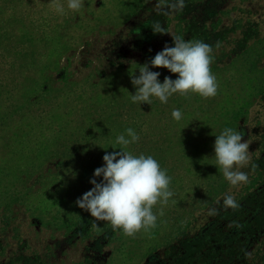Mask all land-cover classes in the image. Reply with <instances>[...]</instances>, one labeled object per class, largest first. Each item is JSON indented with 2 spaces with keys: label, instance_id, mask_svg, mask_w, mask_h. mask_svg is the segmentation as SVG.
<instances>
[{
  "label": "rangeland",
  "instance_id": "1",
  "mask_svg": "<svg viewBox=\"0 0 264 264\" xmlns=\"http://www.w3.org/2000/svg\"><path fill=\"white\" fill-rule=\"evenodd\" d=\"M59 2L63 15L51 0H0V264H177L174 247L231 210L226 196L242 204L264 187V0H184L182 10L175 0H84L79 12ZM157 11L168 33L148 26ZM171 35L212 46L217 94L133 103L131 75L174 46ZM150 70L161 83L177 78ZM226 127L250 142L237 186L216 165ZM128 128L140 139L127 150L153 156L174 193L154 206L156 227L134 237L75 203Z\"/></svg>",
  "mask_w": 264,
  "mask_h": 264
},
{
  "label": "clouds",
  "instance_id": "2",
  "mask_svg": "<svg viewBox=\"0 0 264 264\" xmlns=\"http://www.w3.org/2000/svg\"><path fill=\"white\" fill-rule=\"evenodd\" d=\"M50 6L58 14L65 12L59 0H51ZM83 7L84 0H67L69 10L79 12ZM170 7L182 10L184 0H175ZM152 31L154 34L168 33L159 21L153 24ZM172 40L174 46L165 44L150 62L140 65L138 76L131 75V83L136 88L135 94H131L133 103L151 105L155 97L162 104H167L169 98L177 93L184 97L198 94L205 99L217 94V79L210 67L212 46L199 40L186 41L181 36H172ZM151 68H165L177 74V78L173 80L165 76L161 83L158 79L161 73L151 71ZM171 115L177 122L183 117L179 109H173ZM215 136L216 165L223 177L233 186L247 183L248 175L242 169L250 161V142H241L243 133L228 127ZM139 139L132 128L126 129V135H118L115 143L120 145L119 151L105 153L104 165L95 169L90 179L93 187L75 202L95 220L109 222L114 231L122 229L127 237H134L141 230L148 232L154 229L157 222L154 206L167 205L174 195L169 189L171 177L153 156L134 155L127 150ZM96 177H102V180L97 182ZM224 204L233 209L239 207L230 195L225 197ZM159 215H164L163 207Z\"/></svg>",
  "mask_w": 264,
  "mask_h": 264
},
{
  "label": "trees",
  "instance_id": "3",
  "mask_svg": "<svg viewBox=\"0 0 264 264\" xmlns=\"http://www.w3.org/2000/svg\"><path fill=\"white\" fill-rule=\"evenodd\" d=\"M157 21L162 23V11L150 17L148 26L152 29ZM248 38L245 31L244 39ZM258 162L264 171V153ZM243 200L239 207L221 212L195 239L176 245L172 254H178L177 264H264V187Z\"/></svg>",
  "mask_w": 264,
  "mask_h": 264
}]
</instances>
